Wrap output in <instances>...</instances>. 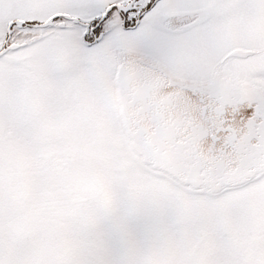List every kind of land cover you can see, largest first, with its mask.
<instances>
[{
	"label": "snow or ice",
	"instance_id": "obj_1",
	"mask_svg": "<svg viewBox=\"0 0 264 264\" xmlns=\"http://www.w3.org/2000/svg\"><path fill=\"white\" fill-rule=\"evenodd\" d=\"M0 264H264V0H0Z\"/></svg>",
	"mask_w": 264,
	"mask_h": 264
}]
</instances>
